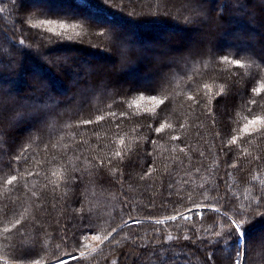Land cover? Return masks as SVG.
Segmentation results:
<instances>
[{
	"label": "trees",
	"instance_id": "obj_1",
	"mask_svg": "<svg viewBox=\"0 0 264 264\" xmlns=\"http://www.w3.org/2000/svg\"><path fill=\"white\" fill-rule=\"evenodd\" d=\"M259 121L264 0H0V264H264Z\"/></svg>",
	"mask_w": 264,
	"mask_h": 264
},
{
	"label": "snow or ice",
	"instance_id": "obj_2",
	"mask_svg": "<svg viewBox=\"0 0 264 264\" xmlns=\"http://www.w3.org/2000/svg\"><path fill=\"white\" fill-rule=\"evenodd\" d=\"M61 27H63V25H61ZM161 103H163V102L161 101ZM257 122H258L257 120H253V121H251V123H253V124H255V123H257ZM259 122L264 123V121H259ZM88 123H90V121H88ZM157 130L159 131L160 129H157ZM118 155H119V154H118ZM108 164L110 165V164H111V161H108ZM99 166H100L101 168L105 167V162H104V161H99ZM146 174H147V173H146ZM71 179L76 180V179H78V178L73 177V178H71ZM15 180H16V177H15V176H12V178L9 179V180L7 181V183H8V184H12ZM175 218H176V217H172V219H175ZM233 225H234V227H235L236 242H237L238 244H239V243H243V242L247 239L245 233L241 230V226H240L239 224H236L235 222H233ZM35 264H39V262L37 261V262H35ZM236 264H240L239 258H237V260H236Z\"/></svg>",
	"mask_w": 264,
	"mask_h": 264
},
{
	"label": "rangeland",
	"instance_id": "obj_3",
	"mask_svg": "<svg viewBox=\"0 0 264 264\" xmlns=\"http://www.w3.org/2000/svg\"><path fill=\"white\" fill-rule=\"evenodd\" d=\"M97 21H99V20L97 19ZM51 25H52V24H51ZM51 25H50V26H51ZM184 42H185V41H184ZM141 55H142L141 58H144V59L151 58L150 54H148L146 51L143 52ZM249 123H251V122H249ZM251 124H252V123H251Z\"/></svg>",
	"mask_w": 264,
	"mask_h": 264
},
{
	"label": "water",
	"instance_id": "obj_4",
	"mask_svg": "<svg viewBox=\"0 0 264 264\" xmlns=\"http://www.w3.org/2000/svg\"><path fill=\"white\" fill-rule=\"evenodd\" d=\"M68 259H69V258L63 259V260H61V261H59V262H57V263H60V262L66 261V260H68ZM53 264H56V263H53Z\"/></svg>",
	"mask_w": 264,
	"mask_h": 264
}]
</instances>
